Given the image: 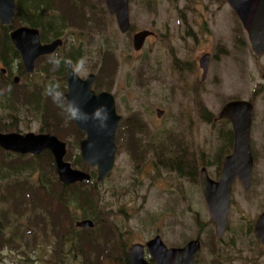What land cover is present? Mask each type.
Here are the masks:
<instances>
[{
	"label": "rangeland",
	"instance_id": "obj_1",
	"mask_svg": "<svg viewBox=\"0 0 264 264\" xmlns=\"http://www.w3.org/2000/svg\"><path fill=\"white\" fill-rule=\"evenodd\" d=\"M142 3L143 0H132V25L137 31L157 30L165 37L162 43L156 45L152 39L141 52L135 53L132 33L122 34L116 18L105 10L100 11L106 14L105 18L100 17L105 19L103 27L90 23L86 27L93 36L90 39L92 48L87 57L88 71L80 77L85 79L90 73L99 74L97 91H108L115 96L122 122L116 135L115 165L106 180L99 183L97 170L86 171L96 177L87 188H91L88 194L97 199L80 204L81 200L73 190L70 191L67 203H72L74 229L86 234L83 243L87 241L89 248L88 231H93L91 235L97 236L100 242L103 239L105 249H108L104 237L110 239L109 231L112 234L110 228L114 227L120 232V244L127 254L134 246H147L160 238L168 249H181L192 241H199L201 248L194 264H264V245L256 234V224L264 214V200L260 198L264 182V151H260L264 141L260 131L264 122L260 113L251 136L252 151H256L252 187L247 192L236 179L232 186L227 228L221 238L217 236L216 223L201 185L203 170L211 180L220 181L224 161L234 151L233 124L220 119L219 115L235 97L246 99L248 89L245 84L252 90L262 81L247 37L244 35L241 39V26L223 0H145V5L153 6V12ZM177 18L182 19V27L176 26ZM8 29L11 32L14 27ZM81 31L74 27L65 35L77 34L87 46L89 39ZM102 51L110 58L108 73L99 63L93 64L100 59ZM174 51L182 59V72L178 58L173 60L168 56ZM206 52L212 54V60L204 80L199 60ZM235 54L242 56V64L238 63ZM246 63L251 70L249 84L242 80ZM148 65L154 68L153 73L149 72ZM38 73L36 82L44 79L40 70ZM59 83L61 85L62 80ZM2 89L0 87V91ZM60 89H64V85ZM22 90L20 87L13 93L15 98L22 97L21 102L17 103L20 98L14 99L17 106L7 104L6 112L20 110L17 115L20 127L29 129L26 132L39 133V124L29 122L33 116L27 115V108H20L26 103L24 94L29 95ZM39 93L43 94L41 105L48 107L46 113L42 106L43 115L48 117L61 112L45 91ZM158 111L163 112L161 119L157 117ZM56 124L63 137L74 135L73 139L64 138L63 141L79 164L81 142L85 136L77 131L73 121ZM141 125L144 130L134 129ZM132 142L137 146L131 148ZM8 160V168L18 162L15 158ZM189 162L194 163L195 172L188 167ZM75 168L91 169L87 165ZM25 174L30 176L31 172ZM55 174L59 179L57 170ZM3 175L1 170L0 176ZM43 181L48 182L47 179ZM1 184L0 180V191ZM9 190L0 193V197L6 195L0 201V212H6V219H9V225L0 221V230L6 232L8 240L3 247V264H82V258L69 251L58 256L54 254L55 237L50 234L46 239L44 234L36 231L38 224L33 223L31 209V212L26 210L27 200L13 197L12 201ZM3 214L0 213V220ZM85 220L95 225L91 228L78 226ZM16 229L18 231H14ZM32 229L34 231L30 233ZM36 241L39 246L34 243ZM112 244L121 251L115 240L110 241L109 245ZM73 249L71 246L70 252ZM145 258L151 259L148 248Z\"/></svg>",
	"mask_w": 264,
	"mask_h": 264
},
{
	"label": "water",
	"instance_id": "obj_2",
	"mask_svg": "<svg viewBox=\"0 0 264 264\" xmlns=\"http://www.w3.org/2000/svg\"><path fill=\"white\" fill-rule=\"evenodd\" d=\"M233 2L232 0H227ZM128 0H107L109 11L117 18L122 32L130 29ZM234 8L250 36L254 52L261 57L264 55V0H234ZM16 14V0H0L1 25L11 28ZM149 32H142L135 36V46L142 43ZM11 40L22 55L28 73L32 72L38 58L52 54L61 42L42 45L39 31L21 27L10 32ZM206 63H205V62ZM207 60H202V68L207 71ZM68 80L70 92L67 99L75 100L84 112L91 113L95 108L104 105L108 110V127L105 131H98L90 124L87 126L77 123L81 132L86 133L87 139L81 144V154L84 163L96 168L98 181L104 182L113 170L116 155V134L121 118L116 114L114 97L108 93L97 96L92 91L94 78L86 81L77 79L69 68ZM252 105L248 102H231L225 106L220 118L227 119L233 124L235 132L234 153L227 157L219 182L210 179L205 170L201 174L202 191L205 196L210 214L216 223L217 236L221 238L227 228L228 210L232 186L239 179L246 190L249 189L253 159L250 146V129L252 123ZM0 148L20 155L40 156L49 151L55 160L57 174L64 185H73L91 180V175L74 169L72 164L65 161L67 146L54 135L9 134L0 133ZM78 226L91 228L94 223L85 220ZM258 239L264 244V214L256 225ZM143 246L137 245L130 250L131 264H149L144 259ZM149 253L157 264H194L201 245L199 241H192L181 249H168L160 238L147 244Z\"/></svg>",
	"mask_w": 264,
	"mask_h": 264
},
{
	"label": "flooded vegetation",
	"instance_id": "obj_3",
	"mask_svg": "<svg viewBox=\"0 0 264 264\" xmlns=\"http://www.w3.org/2000/svg\"><path fill=\"white\" fill-rule=\"evenodd\" d=\"M19 1L22 4L24 3V5H25L26 3L31 2L32 0H19ZM43 1L45 2L46 8H45L43 15H42V19H43L42 23H40L39 26H37V27H32V25L26 20L24 22V25H21V26L16 27V28L18 29L21 27H27V28H31V29H35V30L39 31L40 42L42 45H50V44L58 43V42H61V45L58 46V48L55 50L54 53L48 54V55H43L40 58H38L36 63H35L33 71L30 73H28L26 65H25L24 60H23V57L19 52H18L19 57H20L19 60L12 62L11 64L8 65V67L4 66V63L2 61H0V65H1V67H0V81H1L0 87L4 88V89H2V91H0V92H2V94H0V109H2V110H0V133L3 135H9V134L54 135L59 140L64 142L63 141L64 138L73 139L72 137H74V135L72 134V137L70 135L64 136V137L62 136L61 128H59L56 124L57 122L65 121V118L61 112L49 114L48 117L46 115L42 114V106L44 107V111L47 110L46 113H48V107L44 104L41 105V102H42L41 100L43 99V94H41L39 92L45 91L46 86L49 83H58L60 85L59 81L62 80L61 85H64V89H60V90L67 97L68 93L70 92V83L68 80L69 66L66 64H62L58 70H54L53 65L50 63V60H52L53 58H62L65 60H70L72 62H75V61L79 60L81 57H83V58H86L87 65H88L89 61H88L87 57L89 56V52H90L89 50H91V48H92V47H90V39L93 36L90 35V30L86 29V27L90 26V24L93 26H95L94 24H98L99 28L103 27L105 19H101L100 17L103 16V18H105L106 14L100 13L101 10L108 11L109 14L115 18H116V16L112 15L110 13L109 7L107 4V0H43ZM128 1H129L128 7H129L130 29L124 33L119 29L118 23H117V26H118L119 31L124 35L129 34L130 32L132 33L133 49L135 50L134 52L135 53L141 52L143 50V48L145 47L146 42H149L152 39L154 40V43L156 45L159 43H162L163 38H165V37H163L164 35L160 36V33L157 30H155V29L141 30V31L136 30L135 26L132 25L131 18H130V5L132 3V0H128ZM223 1L229 6L232 14L234 15L233 17H235L237 19L239 26H241V29H240L241 31L239 30V33L241 32V39L242 38L244 39V35L247 37V40L251 46L253 54L256 57V59H255L257 62L256 66H257L258 73L261 76V80H262L260 83H258V84L256 83L253 86L252 90L251 89L249 90L247 84L244 85V87H246L248 89V91L245 94L246 99H242V97H235L234 100L229 102V103H231V102H237V101H244V102H248L252 105L253 111H252V123H251V129H250V137H251L252 134L254 133V129H256L255 125L257 123V117H258L259 113L262 115L261 119L264 122V64H262V62L264 60V55L261 57H258V55L254 52L252 43L250 41V36H249L248 32L246 31L243 23L241 22L239 16L237 15V13L235 11V8L233 5L234 0H232L233 2H230L227 0H223ZM144 5H145V0H143V3H142V6H144ZM144 7L146 9L150 10V12H153V10H152L153 6L145 5ZM17 9H18V0H16V11H17ZM24 16H26L25 13H24ZM59 16H60V18H59ZM116 21H117V18H116ZM54 22L58 24V27H59L58 31H56L54 27H53V30L48 27V25L52 26V23H54ZM175 22H176L177 27H182V19H181V21H179V19L177 18L175 20ZM74 27H78V28L82 29L81 33L83 34V36H86L89 39L87 46H86V42L80 41L81 37H79L77 34H70L67 36L65 35V33H68V29H71V28L74 29ZM16 28H14L12 30H15ZM142 32H149V35L144 39V41L142 43H139L137 46L138 48H136L135 36L142 33ZM9 37H10V33H9ZM10 39H11V37H10ZM65 40H66V42H65ZM11 42H12V40H11ZM66 43H67V45H66ZM12 44H13V42H12ZM13 46H14V44H13ZM81 48L83 51L85 50L84 54H83V51L81 50ZM64 49H66V50H64ZM63 50L65 52L62 54ZM0 56H2L1 53H0ZM168 56H172L173 60H176L178 58V54L175 51L172 53H169ZM235 57L238 60V63L242 64L241 63V57L242 56L236 55ZM204 59H206L208 61L206 72L204 71V69L201 66L202 65L201 62ZM109 60H110V58L106 55V53L104 51H102V53L100 55V59H97V61H94L93 64L99 63V66H102V68L107 72V65L110 62ZM178 60L180 62L179 67L181 65L180 71L182 72V62L180 61L182 59L178 58ZM211 60H212V54L208 53V52L203 53V56L199 60V66L203 71V79L204 80L206 79V77L208 75ZM177 62L178 61H176V63ZM243 65H245V64H243ZM148 67L150 68L149 69L150 73H153L155 71L154 68L152 69L149 65H148ZM39 70L42 74V77H44V79L40 82H36L34 80L36 79L37 74H39L38 73ZM243 71H244V68H243ZM107 75H109V74H107ZM98 76H99L98 73H90L87 76V78L84 79V78L80 77V79L83 81H86L89 78L93 77L94 78V84L92 86V91H94V93L97 96H99L103 93L110 94L108 91H103L101 93L97 91L96 82L99 79ZM106 78L109 81H111L110 77L106 76ZM243 79H245L248 84H249V80H251L250 65H248L247 63L245 66L244 75L242 76V80ZM23 80H27L28 82L26 84H21L20 82ZM20 87H23L22 91L27 92L30 95V96L29 95L26 96L24 94L23 101H25L26 103L24 106H21L20 108H24V107L27 108V111H29V114L26 112L27 115L33 116L32 120L29 119V122L34 121L35 123L39 124V133L38 132H32L31 130L26 132L29 129H22L20 127V125H21V123H19L20 117L17 116L20 114L19 113L20 110H17L14 112H9V113L6 112L7 104L13 103V105L17 106V104L13 102L14 99L17 100V98H20V100H17V103L19 104L21 102L22 97L17 96L15 98L14 94H13L16 91V89H18ZM110 95H112V94H110ZM112 96L114 97V101H115L116 114L121 118L120 123H119V126H120V124L122 122V116L119 115L118 110H117V100H116L114 95H112ZM260 107H261V111H260ZM162 114H163V112L157 113V117L159 119H161L163 117ZM132 119L138 120L137 118H132ZM73 123L75 124L77 131L79 133L83 134L85 136V140H86L87 139L86 133L81 132L79 130V128L77 126V122L73 121ZM119 126H118V129H119ZM118 129H117V132H118ZM134 129H136L137 131L138 130L142 131L145 129V127L143 128V126H142V127L134 128ZM125 130H126V128H125ZM260 133H261V137L264 141V134H263L264 133V126L262 127ZM76 134H78V133L76 132ZM233 137L235 138L234 128H233ZM82 142H81V144H82ZM64 143L67 146V151H69L67 143L66 142H64ZM130 145H131V148H132V146L133 147H135V145L137 146V144L134 145L133 142L130 143ZM80 149H81V147H80ZM251 150H253L252 147H251ZM0 151H7V150L0 148ZM260 151H264V143H263V149ZM251 155H252V159H253V170H252L250 186L252 187V180L254 179L253 174L255 171L254 167L256 164V160H255L256 151H251ZM67 156H68V154L66 155V157ZM162 162L164 163L163 160H162ZM71 164H72V162H71ZM73 168H75V167H73ZM93 170H97V169L93 168ZM97 173H98V171H97ZM92 176H94V175H92ZM237 180L240 181L239 179H237ZM90 182H92V183L94 182L93 178ZM250 186H249L248 190L245 189L247 192L250 191ZM260 198L262 200H264V182H263V188L261 189ZM259 219H261V217ZM257 224H258V222H257ZM263 239H264V235H263ZM142 246H143L142 249H143V253H144V259L147 260L145 258V252L147 250V248H146L147 246L146 245L144 246V244ZM129 254H130V251H129ZM129 260H130V258H129ZM147 262L149 264H157V262L153 259L152 255H151V259L147 260ZM130 263H131V261H130Z\"/></svg>",
	"mask_w": 264,
	"mask_h": 264
},
{
	"label": "trees",
	"instance_id": "obj_4",
	"mask_svg": "<svg viewBox=\"0 0 264 264\" xmlns=\"http://www.w3.org/2000/svg\"><path fill=\"white\" fill-rule=\"evenodd\" d=\"M45 8L46 5L43 0H32L25 5L18 0V9L12 26L15 28L24 25L26 20L32 27L39 26L43 21L42 15ZM24 13L27 17L24 16ZM48 27L52 30L54 27L56 31L59 29L58 24L55 22L52 23V26L48 25ZM9 31L7 27L2 26L0 23V53L2 54V56H0V61H2L6 67L20 58L18 51L11 42ZM13 158L18 162L14 166L8 168L7 164L10 163L8 159L12 160ZM67 158V161L72 162L73 167H77L78 165L86 167L82 157L79 160L81 162L78 164L74 161V155L68 151ZM192 165H194V163L189 162L188 167L193 170L192 172H195ZM1 170L4 175L0 176V180L2 181L0 193L10 188L9 197L12 201L14 200L13 197H23V199L27 200L25 207L27 211L31 209L33 212L31 214V217L34 219L33 223L38 224V229H36V231L44 234L46 239L49 238L50 234L55 237L56 242L53 244V252L56 256L69 251V253L75 254V257L76 254L80 256L82 258V264H131L129 255L124 246L120 244V232L114 227L110 228L112 232L111 234L109 231L110 239L104 237L106 242H108V244H105L109 246L108 249H105V242H103V239L100 242L97 236L91 235L93 231H88L89 233H87L90 248L87 247V241L83 243V238L86 234H84L83 231H76L74 229V213L71 208L72 203H67L70 198V191L73 190L75 196L81 200L80 204L90 201L94 202L97 197L92 198L91 194H88L91 188H87L92 182H84L71 186L63 185L58 177H56L54 157L49 151H45L40 156H23L12 152L0 151V171ZM85 171H93V169L87 168ZM25 172H31V175H24ZM93 178V180L96 179L95 176H93ZM43 179H47L48 182H44ZM68 193L69 195L67 196ZM4 196L6 195L3 194L2 197ZM95 196L96 195H94V197ZM2 197H0V201ZM0 213H4L0 221L9 225V219H6L8 216L6 212ZM5 219L6 221H3ZM14 231L18 230L16 229ZM32 231H34V229L29 232L32 233ZM6 235V232L2 233L0 230V264H3V247L8 242ZM113 240L117 242V246H121V251L118 252L119 248H116L114 244H112V246L109 245L110 241ZM34 243L39 246L38 241ZM71 246L74 248L73 252L69 250ZM23 264L35 263L25 262Z\"/></svg>",
	"mask_w": 264,
	"mask_h": 264
},
{
	"label": "clouds",
	"instance_id": "obj_5",
	"mask_svg": "<svg viewBox=\"0 0 264 264\" xmlns=\"http://www.w3.org/2000/svg\"><path fill=\"white\" fill-rule=\"evenodd\" d=\"M50 63L53 65L54 70H58L62 64L68 65L72 75L77 79L88 71L87 60L83 57L75 62L62 58H53L50 60ZM45 94L52 99L53 103H55L58 108L61 109V113L64 116L66 123L75 121L85 126L91 123V125L98 131H105L107 129L109 115L108 110L104 105L95 108L91 113L84 112L75 100L67 99L64 93L60 90V85L58 83H49L46 86Z\"/></svg>",
	"mask_w": 264,
	"mask_h": 264
},
{
	"label": "bare ground",
	"instance_id": "obj_6",
	"mask_svg": "<svg viewBox=\"0 0 264 264\" xmlns=\"http://www.w3.org/2000/svg\"><path fill=\"white\" fill-rule=\"evenodd\" d=\"M255 2V0H253V3Z\"/></svg>",
	"mask_w": 264,
	"mask_h": 264
}]
</instances>
